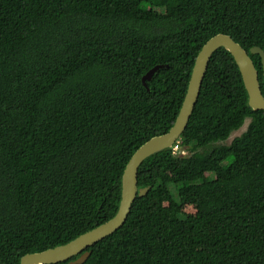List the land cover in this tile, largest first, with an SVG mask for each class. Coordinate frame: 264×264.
I'll use <instances>...</instances> for the list:
<instances>
[{
	"label": "trees",
	"instance_id": "16d2710c",
	"mask_svg": "<svg viewBox=\"0 0 264 264\" xmlns=\"http://www.w3.org/2000/svg\"><path fill=\"white\" fill-rule=\"evenodd\" d=\"M219 33L249 52L264 94L251 52L264 50V0H0V264L117 214L130 159L173 127ZM179 140L189 154L143 162L128 220L84 264H264V110L229 50Z\"/></svg>",
	"mask_w": 264,
	"mask_h": 264
},
{
	"label": "water",
	"instance_id": "95a60500",
	"mask_svg": "<svg viewBox=\"0 0 264 264\" xmlns=\"http://www.w3.org/2000/svg\"><path fill=\"white\" fill-rule=\"evenodd\" d=\"M220 48L229 50L239 65L248 90L249 105L254 110H264V94L261 88L259 72L249 52L232 36L223 33L215 35L204 44L198 54L185 99L173 127L167 133L148 140L130 159L123 176L122 200L117 214L109 221L80 235L67 244L23 256L21 264H54L70 260L77 255H80V257L70 261L69 264H84L92 254L90 247L112 235L125 225L133 204L138 197L140 166L147 158L161 150L171 148L180 139L188 127L190 118L199 101L210 61ZM251 52L261 54L264 64V50L261 47H254ZM157 69L158 67L149 71L145 76V81L151 80ZM147 191L148 188L143 190L140 195H144Z\"/></svg>",
	"mask_w": 264,
	"mask_h": 264
},
{
	"label": "rangeland",
	"instance_id": "374dc122",
	"mask_svg": "<svg viewBox=\"0 0 264 264\" xmlns=\"http://www.w3.org/2000/svg\"><path fill=\"white\" fill-rule=\"evenodd\" d=\"M247 123H248V120L245 122V124H244V126L240 129V130H238L237 132H234L233 133V135H232V137L229 139V141L228 142H230L233 138H234V136H236V135H240L245 129H246V127H247ZM220 142H218L217 144H219ZM176 145H179V149L181 150H185L186 151V153H185V155H188L189 154V151L188 150H186V149H183V147H182V141H180V142H178ZM230 160H228L227 162H225V163H228ZM184 211L185 212H188V213H195L196 212V206L195 205H193V204H189V205H187V206H185L184 207Z\"/></svg>",
	"mask_w": 264,
	"mask_h": 264
},
{
	"label": "built area",
	"instance_id": "2783aa9c",
	"mask_svg": "<svg viewBox=\"0 0 264 264\" xmlns=\"http://www.w3.org/2000/svg\"><path fill=\"white\" fill-rule=\"evenodd\" d=\"M178 142H180V140H178L173 146H172V149H173V153L175 155H179V156H184L186 151L185 150H180L178 147L179 145H176Z\"/></svg>",
	"mask_w": 264,
	"mask_h": 264
}]
</instances>
